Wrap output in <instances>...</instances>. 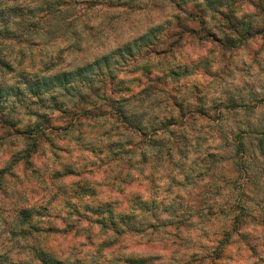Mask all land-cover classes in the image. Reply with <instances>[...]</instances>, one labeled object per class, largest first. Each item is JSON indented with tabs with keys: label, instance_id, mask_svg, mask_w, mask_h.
<instances>
[{
	"label": "rangeland",
	"instance_id": "374dc122",
	"mask_svg": "<svg viewBox=\"0 0 264 264\" xmlns=\"http://www.w3.org/2000/svg\"><path fill=\"white\" fill-rule=\"evenodd\" d=\"M0 2L22 3L33 11L15 36L0 35V58L15 67L14 71L0 67V84L9 89L15 87L16 91L25 87L19 71L50 75L70 69L119 48L152 27L169 26L176 10L172 0ZM230 4L240 21L264 30V0H230ZM186 7L190 12L198 11L193 3ZM206 14V23L184 17L191 30L189 39L194 43L183 49V55L188 61L198 60V69L180 80L167 78V83L150 85L144 90L147 92L142 96L146 97L144 102L137 101L142 97L135 91L137 96L130 105L132 113L146 118L163 117L174 96L178 102L187 101L193 111L188 114L192 118L184 128L189 137L188 158L180 159L175 151L166 155L169 145L162 146V150H150L144 172H152L158 178L157 183L162 184L158 192L137 171L128 184L121 186L114 182L116 172L110 165L92 164L97 160L88 149L90 140L96 143L107 136L125 138L128 133L103 103L101 109L85 105L92 107L93 117L79 137L77 129L72 132L68 129L70 119L53 109L50 99L38 104L26 93L5 98L0 113L19 122V129L36 123L44 112L55 116L57 129H48V135L35 151L18 158L16 154L31 142L22 140L15 128L3 127L0 120V264H32L36 247L52 252L62 264H129L126 261H132L130 256H141L147 264H174L198 251L208 239L220 238L226 217L216 212L227 202L234 176L224 145L232 143L238 129L264 130V31L239 43V37L222 30L212 11ZM204 27H208L211 38L202 36ZM217 36L220 41H216ZM170 64L178 65L175 61ZM64 99L70 106L77 102V98ZM200 100L210 117L203 119L196 115L194 105ZM135 139H139L137 135ZM218 147L221 151L214 162L207 155L216 153ZM174 174L180 176L175 179ZM80 180H88L89 185L77 188L76 182ZM256 189L264 193V179L256 180ZM136 192L146 196L158 193L161 204L158 210L164 225L160 235L131 231L119 235L110 229L108 220L113 216L120 230H124L125 213H129L127 202ZM209 207H215L213 216L205 215ZM195 212L198 217H194ZM25 215L28 218L22 223ZM177 217H193V225L177 229ZM102 221H106L105 225ZM255 233L251 231L252 235ZM225 255L218 263L264 264L259 256L246 251L242 242L232 244Z\"/></svg>",
	"mask_w": 264,
	"mask_h": 264
},
{
	"label": "trees",
	"instance_id": "16d2710c",
	"mask_svg": "<svg viewBox=\"0 0 264 264\" xmlns=\"http://www.w3.org/2000/svg\"><path fill=\"white\" fill-rule=\"evenodd\" d=\"M172 3L176 10L168 23L169 26L161 24L152 27L142 36L127 41L119 48L103 52L94 56L93 59L67 70L54 71L50 75L44 74L45 72L43 74L36 72L32 75L33 73L30 72L19 71L18 74L25 86L24 89L17 88L16 91L15 87L9 89L0 84V105L2 106L8 96H17L23 93L29 94L28 97H33L32 101L38 104L50 99L53 109L60 112V115L65 119H70L71 125L68 129H71V132L77 129L78 136L81 137L86 122L92 120L93 117L90 113L92 107L85 105L89 104L96 109H101L103 107L101 103H103L113 114L111 117H116L126 126L125 129L128 133L125 138L112 139L107 136L106 139L96 143L90 140L88 149L97 160L92 164L96 165L99 162V164L110 165L116 172L113 177L114 182L120 183L121 186L128 182V179L134 175V171H137L142 175L141 178L148 179L154 185L157 192L162 190V184L157 183L158 178L155 174L152 172L145 174L144 172L150 150H162V146L165 148L166 145H169V152L167 151L166 155L175 151L179 154L180 159L188 158L189 144L187 140L189 137L184 128L186 121L192 118L188 114L193 111L188 108L187 101L178 102L172 96L171 108L167 111L166 116L146 118L143 114L130 112L132 99L137 96L135 91H138L142 97L147 93H144V90H147L150 85L167 83L169 82L167 78L180 80L181 76L192 74L198 69V60L188 61L183 55V49L193 46L194 43L189 39L191 30L186 25L184 17L188 20L198 19L200 22L206 23L208 21L206 13L210 10L219 18V26L222 30L227 29L234 36L239 37V43L256 38L263 30L253 26L251 22L240 21L237 11L231 8L230 0H172ZM191 3L195 8H198L195 13L188 11L186 7ZM226 7H229V10H226ZM32 13L33 11L22 3L3 5L0 2V35L15 36L21 23L28 20ZM173 20L177 23L174 27H172ZM204 28L201 30L202 36L211 38L212 34L208 27ZM170 29L171 32H169ZM191 37L193 36L191 35ZM216 41H220L218 36ZM233 46L236 47V45ZM171 61H175L178 65L170 64ZM0 63L2 69L15 70L14 65L5 59L0 58ZM0 71L2 72V70ZM157 72L163 74L159 75ZM126 73L131 75L128 76ZM194 87L198 88L197 85ZM199 97L201 95H198V99ZM64 98L72 100L77 98V102L70 106ZM145 98V96L142 99L137 98V101L144 102ZM205 106L201 100L200 103L194 105L196 115H201L200 117L203 119L210 117L204 112ZM228 107L230 106L228 105ZM54 117L53 114L44 112L39 115V120L36 123L25 129H19V122L5 115L4 112L0 113L3 127L15 128L22 140L31 142V145L20 150L16 157H28L31 152L37 149L41 139L46 138L48 129H57ZM135 135L139 139H135ZM224 146L230 154L229 159L234 174L227 202L220 207V211L216 212V214H223L226 217L225 227L222 228L220 238L208 239L204 245L197 248L198 251L190 254L187 259H181L174 264H220L218 262L226 258L225 250L238 242H242L246 251L253 256H259L261 262L264 263V193L256 189V180L264 179V130L258 131L256 127L238 129L233 135L232 143ZM215 150L216 153L210 152L207 155L214 162L221 149L218 147ZM177 167L181 168L179 165ZM72 172L69 171V173ZM179 174H174L175 179L180 176ZM76 185L77 188L86 187L89 185V181L81 182L80 180L76 182ZM87 188L94 193L95 190ZM157 194L146 196L141 192L132 193L127 202L129 213H125L127 218H125L124 230H120L118 222L113 219V216L108 220L110 229L117 234L131 231L143 234L151 232L160 235L164 232L161 227L164 225L158 210L161 204L158 202L159 195ZM214 208L211 207L205 215L213 216ZM195 216L198 217L199 213L195 212ZM27 218L28 215H25L22 218V223ZM193 220V217H177L176 228H191ZM102 222L105 225L106 221ZM251 231H255V235H252ZM262 235L263 237H261ZM130 257L133 258L129 259L132 261H126L129 264H147L145 259L142 261L141 256ZM34 261L38 264H62V261L57 259L52 252L38 247L35 248V257L31 259V263L34 264Z\"/></svg>",
	"mask_w": 264,
	"mask_h": 264
}]
</instances>
